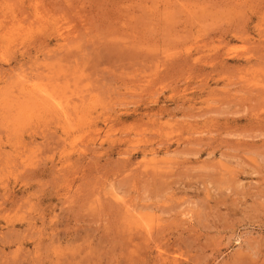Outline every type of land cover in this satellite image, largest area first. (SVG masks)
Here are the masks:
<instances>
[{"label": "rangeland", "instance_id": "1", "mask_svg": "<svg viewBox=\"0 0 264 264\" xmlns=\"http://www.w3.org/2000/svg\"><path fill=\"white\" fill-rule=\"evenodd\" d=\"M0 264H264V0H0Z\"/></svg>", "mask_w": 264, "mask_h": 264}]
</instances>
